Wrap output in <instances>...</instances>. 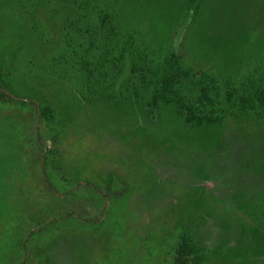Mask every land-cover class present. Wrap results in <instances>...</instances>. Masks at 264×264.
Wrapping results in <instances>:
<instances>
[{
	"label": "rangeland",
	"instance_id": "rangeland-1",
	"mask_svg": "<svg viewBox=\"0 0 264 264\" xmlns=\"http://www.w3.org/2000/svg\"><path fill=\"white\" fill-rule=\"evenodd\" d=\"M186 6L0 0L5 79L54 113L0 99V264H176L184 240L204 264H264V117L190 127L120 75L123 45L174 37L220 86L264 72V0Z\"/></svg>",
	"mask_w": 264,
	"mask_h": 264
},
{
	"label": "trees",
	"instance_id": "trees-1",
	"mask_svg": "<svg viewBox=\"0 0 264 264\" xmlns=\"http://www.w3.org/2000/svg\"><path fill=\"white\" fill-rule=\"evenodd\" d=\"M200 3L201 0H187L188 15H195ZM67 24L65 22V27ZM178 42L179 37H174L167 51L149 58L131 43L121 47L120 58L124 62L120 75L132 88V95L146 98L150 113H155L160 106L171 107L190 127L219 125L226 117L237 120L250 115L264 117V72L251 75L238 85L220 86L214 77L186 67ZM0 99L23 105L30 103L37 120L53 118L49 106L40 108L36 102L14 95L1 68ZM42 159L46 160L44 153ZM178 253L176 264H204L206 261V249L195 241L184 240Z\"/></svg>",
	"mask_w": 264,
	"mask_h": 264
}]
</instances>
